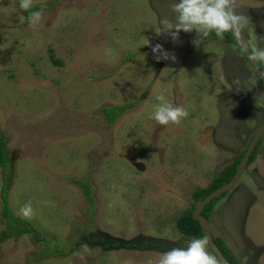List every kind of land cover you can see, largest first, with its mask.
<instances>
[{"label":"rangeland","instance_id":"rangeland-1","mask_svg":"<svg viewBox=\"0 0 264 264\" xmlns=\"http://www.w3.org/2000/svg\"><path fill=\"white\" fill-rule=\"evenodd\" d=\"M18 1L0 0V129L12 168L7 202L20 218L31 203L33 232L7 236L0 197V264H158L191 241L175 222L192 194L246 151L264 121V86L233 46L209 37L197 46L195 31L157 34L162 19L175 21L178 0H59L35 10L34 28ZM237 5L249 46L264 48V0ZM157 44L169 59L155 58ZM160 95L188 111L179 125L151 118ZM134 102L104 128L103 107ZM261 138L210 215L213 237L239 264H264ZM74 180L89 184L92 206ZM58 242L67 255L47 256Z\"/></svg>","mask_w":264,"mask_h":264},{"label":"clouds","instance_id":"clouds-1","mask_svg":"<svg viewBox=\"0 0 264 264\" xmlns=\"http://www.w3.org/2000/svg\"><path fill=\"white\" fill-rule=\"evenodd\" d=\"M31 6L32 0H21L20 2V8L24 11H27ZM237 7V0H178V3L173 2L170 6V11L176 14L175 21L173 22L167 18L162 19L159 22L162 27L158 26L156 32L157 34H161L162 32L168 34L175 40L181 31L185 33L195 31L197 39H195L193 43L197 46L200 45L202 39L208 37L210 33L214 32L220 39H223L225 33H232L233 36L238 38V42L243 51L249 53V61H252L255 65H264V48L260 47L258 42L249 46L239 39L244 32L243 30L248 27L249 21L243 14L237 13ZM41 20L42 14L40 12L31 13L29 17L30 27H36ZM260 42H264V37L260 38ZM152 52L154 54L159 53V55L155 56L157 60H166L170 58L169 53L165 52L159 44L152 48ZM171 58L174 59V56ZM261 76H264V74H261ZM157 100L161 101V103L154 107L151 118L154 119L158 125H179L182 119L187 118L189 115L185 108L166 101L163 95L158 96ZM104 128L106 129V126H104ZM261 137H263V135ZM261 139L262 138H260L259 141H261ZM248 166H246V168ZM19 215L23 219H30L32 217L33 210L30 202L20 208ZM208 222L210 224V220ZM179 236L182 240L186 239L191 241L184 247H175L162 253L158 260V264H222L218 256L213 254L209 249V238L207 236L199 239L185 237L180 234ZM211 237L212 240L213 238H218L213 237L212 233Z\"/></svg>","mask_w":264,"mask_h":264},{"label":"trees","instance_id":"trees-1","mask_svg":"<svg viewBox=\"0 0 264 264\" xmlns=\"http://www.w3.org/2000/svg\"><path fill=\"white\" fill-rule=\"evenodd\" d=\"M57 1H59V0H51L50 2L46 3L45 5L30 7L27 11L24 12V16L26 19H28L30 17L31 13L35 12V10H38V9L40 10L43 7H48L51 4L56 3ZM18 5H20V1H18ZM208 37L212 41H215L217 43L226 44L228 46H233L235 48V50L239 51L243 60L245 62L247 61L243 49L241 48L240 44L236 43V41L234 39L235 36H233L232 33H225L223 39L218 38L214 32L210 33ZM135 54L136 53L126 55L122 59V62L126 63ZM51 61L55 65H60V63L58 61L54 60L52 57H51ZM258 67L262 72H264V65H258ZM249 70H250V68H249ZM246 75L251 80L250 75L248 73ZM254 76H255L254 80L259 84L261 82L262 84H260V86H264V81L260 80L258 78V76L255 75V73H254ZM135 104H136V102L131 103L129 105H119V106L117 105V106H111V107H106V106L103 107L100 110V114H101V117L103 118V120L105 122H107L106 128H109L112 124H114L116 122L117 118L126 109H129L131 106H133ZM261 143H262V140L259 141L258 144L256 145L255 149L253 150V152L249 158L247 166L250 165L254 161V158L257 155V151H258ZM244 153H245V151H243L239 156L235 157L233 163L226 166L222 170V172H220L217 175V177H215V179L209 185V187L201 189L199 191H196L192 194L193 203L191 204L190 208L187 209L186 211L181 212L179 217H177L176 222H175V228L180 235H183V236L189 237V238H193V239L203 238V230L201 229L199 222L197 220H194L192 217V213L194 210L195 203H196V201L203 200L211 192L220 188L224 184H227L233 178V176L237 170V167L243 158ZM11 169H12L11 168V158H10L9 151L7 148V137L4 134V132L0 129V172H1V178L5 182V185L1 187L2 191L0 190V197H1V202H2V206H3L2 217L4 218V221L6 222V226L9 230L6 233L8 237H10L12 235H21L22 233H25V232H31V233L33 232L31 225L27 221H25L24 219L13 215V213L11 212V209L9 208L5 192L7 189V185L9 184V181L11 180V175H12ZM73 182L83 190L84 196L86 197L87 201H89L91 203L90 206H92L93 205V199H92L93 197L91 196V190H90L89 184L82 181V180H74ZM225 194H223L222 196H224ZM222 196H220L219 198H221ZM219 198L212 200L206 206H204L202 208V210L200 211V216H202L203 218H205L209 221L213 206L219 200ZM89 214H91L90 209L87 210V221L89 223H91L90 222L91 219H89ZM88 225L89 224H87L85 226L88 227ZM84 230L86 232L89 231L88 228H85ZM96 235H99V234H96ZM33 236L36 239H39V234L33 233ZM213 241H214L216 247L220 250L223 257L228 261L229 264H239L237 262L235 256L226 247V245L223 243V241L220 238H213ZM62 245H66L65 242H64V244L62 243L61 246ZM114 245H116V244L114 243ZM55 246L56 247H55L54 251H52V252L48 251L45 254L49 257H51V256L52 257H54V256L60 257V256L67 255V253H66L67 249L61 250L62 248L60 247L59 242L56 243Z\"/></svg>","mask_w":264,"mask_h":264},{"label":"water","instance_id":"water-1","mask_svg":"<svg viewBox=\"0 0 264 264\" xmlns=\"http://www.w3.org/2000/svg\"><path fill=\"white\" fill-rule=\"evenodd\" d=\"M236 43L240 44L238 42V38L234 37ZM241 42H245L248 44L244 34L242 33L241 38ZM249 45V44H248ZM245 57L247 59V63L249 65V67L251 68V70L258 76V78H260L261 80L264 81V76H261V74H264V72H262L258 65H255V63H253L252 61H249L248 59V55L249 53L246 51L244 52ZM264 133V122L259 126V128L257 129L255 135L253 136L249 146L247 147L243 158L241 160V162L239 163L237 170L233 176V178L227 183L224 184L223 186H221L220 188L214 190L213 192H211L208 196H206L203 200H199L195 203L194 206V210L192 213V217L194 220H197L199 222L200 227L203 230V237L207 236L209 238V249L211 250V252L215 255L218 256V258L222 261V264H229L228 261L223 257L222 253L219 251V249L216 247V245L214 244L212 237H211V230H210V224L209 222L203 218L202 216H200V211L202 210V208L204 206H206L209 202H211L212 200L219 198L220 196H222L224 193L228 192L232 187H234V185L237 183V181L239 180V178L241 177L242 173L244 172L246 166H247V162L249 160V157L251 156V153L253 152L257 142L259 141V139L261 138V136Z\"/></svg>","mask_w":264,"mask_h":264},{"label":"flooded vegetation","instance_id":"flooded-vegetation-1","mask_svg":"<svg viewBox=\"0 0 264 264\" xmlns=\"http://www.w3.org/2000/svg\"><path fill=\"white\" fill-rule=\"evenodd\" d=\"M242 175H243V173H242ZM242 175H241V176H242Z\"/></svg>","mask_w":264,"mask_h":264}]
</instances>
